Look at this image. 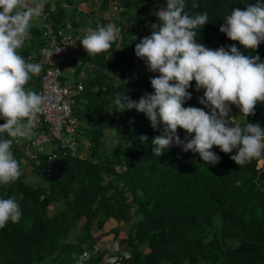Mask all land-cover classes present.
<instances>
[{"label": "trees", "instance_id": "obj_1", "mask_svg": "<svg viewBox=\"0 0 264 264\" xmlns=\"http://www.w3.org/2000/svg\"><path fill=\"white\" fill-rule=\"evenodd\" d=\"M82 1L54 0L53 9L45 6L57 28L85 30L98 21L78 9ZM112 1L102 0L100 9L108 10ZM115 1L118 9L129 13L116 24L128 21L132 26L108 52L91 56L83 49L76 53L77 71L85 72V87L77 95L74 113L79 119V141L88 143L86 157L65 156V174L48 182L41 174L51 163L49 152L39 153L29 163L25 151L33 136L13 142L12 152L22 175L8 185H0V198L15 197L22 217L18 223L9 221L0 229V264H44L80 225L83 216L86 220L78 239L89 248L95 242L91 231L94 220L99 229L109 217L128 224L124 242L137 264H264V169L257 168V161L253 158L239 166L231 159L236 150L226 154L216 146L212 151L220 161L215 165L203 161L197 152L187 160L176 159L170 149L156 156L153 139L162 134L163 124L153 129L147 116L135 109L114 114L119 112L115 105L118 94L137 102L145 93L154 94L150 80L159 73L150 71L146 61L136 56L135 46L152 34L153 30L146 27L149 21L159 27L154 12L166 7L167 0ZM185 2V12L190 16L208 13V23L195 30L198 43L212 50H228L235 45L244 55L259 54L264 62V42L254 52L220 32L226 23L224 17L233 8L246 10L257 0ZM193 2L199 7L193 8ZM139 26L144 29L138 31ZM39 34L41 31H34L36 37H28L20 49L26 60L44 66L26 86L38 94L45 70ZM140 61L143 66L138 65ZM189 92L192 99L185 101L184 107L210 112L199 102L204 92L194 91L192 86ZM230 107L235 122L258 123L264 128V104H257L255 114L247 118L237 106ZM39 119V128H44L42 114ZM109 129L117 137L112 148L106 146L104 137ZM177 133L194 138L182 128ZM54 151L60 150L55 147ZM29 169L37 171L43 182L29 181ZM53 204L57 207L52 211Z\"/></svg>", "mask_w": 264, "mask_h": 264}, {"label": "clouds", "instance_id": "obj_2", "mask_svg": "<svg viewBox=\"0 0 264 264\" xmlns=\"http://www.w3.org/2000/svg\"><path fill=\"white\" fill-rule=\"evenodd\" d=\"M44 2L0 0V118L5 120L0 124V185H8L22 175L12 145L16 139L31 138L46 102L45 96L26 87L43 66L20 54L32 21L43 14ZM185 7V0H167L166 7L154 12L159 27L154 25L152 34L135 46L136 56L146 61L150 71L159 73L150 80L154 94L145 93L138 102L118 94L117 111L135 109L144 113L153 129L163 124L162 134L153 139L156 156L173 145L182 146L184 152H197L203 161L215 165L220 161L212 151L216 146L226 154L236 150L231 159L243 166L264 156V128L258 123L235 122L230 106H237L247 118L255 114L257 104H264V62L259 54L244 55L235 45L228 50H212L198 43L195 30L208 23V13L190 16ZM192 7L199 4L193 2ZM224 19L220 32L244 48L255 52L264 42V0L247 5L246 10L235 7ZM85 32L79 41L91 56L108 52L120 38V29L111 23L89 26ZM193 81L197 91L204 90L199 102L210 112L184 107L185 101L192 99L189 88ZM178 128L194 134V138L181 140ZM141 139L146 141L147 137ZM80 148L86 154L81 143ZM21 217L15 197L0 198V229L9 221L18 223ZM117 259L113 257L111 264Z\"/></svg>", "mask_w": 264, "mask_h": 264}, {"label": "built area", "instance_id": "obj_3", "mask_svg": "<svg viewBox=\"0 0 264 264\" xmlns=\"http://www.w3.org/2000/svg\"><path fill=\"white\" fill-rule=\"evenodd\" d=\"M101 2L102 0H100ZM118 8L119 3L117 1L114 0L110 3L111 10H118ZM39 20L41 21L40 39L42 40L40 53L45 65V70L40 77L39 94L46 97L42 113L46 126L34 132L31 145L25 153L29 158V163L42 152H49L51 161L67 155L84 158L86 154L80 148L79 119L74 113V104L77 95L81 93L85 85L81 79L71 83L69 80L64 79L63 75L64 71L72 64V53L84 49L79 40L84 37L86 32L85 30L80 32L68 28H57L45 3L43 14L39 17ZM98 24L106 26L110 23L98 22L93 28ZM111 24L120 29V38L125 30L132 26V22L128 21ZM136 29L142 31L144 27L139 26ZM138 65L143 66L144 62L140 61ZM55 147L59 148L60 151H54ZM254 159L257 161V168L264 169V156ZM122 246L119 240H113L108 244V247L114 253L112 258H118L116 264H137L132 259V253L123 249ZM99 249L100 246L97 243L91 249H83L75 258L74 263L87 264L92 253L97 252ZM125 253L128 255L125 256ZM112 258L109 260V264H111Z\"/></svg>", "mask_w": 264, "mask_h": 264}, {"label": "crops", "instance_id": "obj_4", "mask_svg": "<svg viewBox=\"0 0 264 264\" xmlns=\"http://www.w3.org/2000/svg\"><path fill=\"white\" fill-rule=\"evenodd\" d=\"M54 0H45V5H48L51 9L54 8ZM100 0H85L79 3L78 9L83 12L84 14H88L94 16L96 21H100V19H104V21H100L104 23H116L114 17L110 16L111 9L108 10H101L100 9ZM69 10L70 8L67 7ZM38 19H34L31 23L30 31L33 35H29V37H36L34 35V31L40 33L41 31V21H37ZM89 21V20H88ZM38 22V23H37ZM80 27L78 29H81ZM75 31H78L74 29ZM82 30H80L81 32ZM40 38V34L38 36ZM77 51L73 52L71 55L72 64L69 68L64 71L63 78L69 80L71 83H75L77 80H83V74L85 72L81 71L78 73L77 71ZM44 67V66H43ZM81 220V219H80ZM129 230L128 224L121 220H117L113 217H109L108 220L105 222L103 228L99 229L97 227V221H93L92 225V234L94 238V244H99L100 249L97 252H93L91 255L90 261L87 264H109V260L114 255L113 250L108 247V244L111 243L113 240H119L121 245H123V249L130 251L129 245L126 244L124 237ZM93 244V245H94ZM93 247V246H92ZM83 249H91L86 247L85 245L81 244L78 239V233L76 231H71L69 235L63 240L60 245L59 250L57 253L52 256L53 260H55V264H68L70 259H74L83 251ZM148 250V248L146 249ZM100 257V261L97 260Z\"/></svg>", "mask_w": 264, "mask_h": 264}, {"label": "rangeland", "instance_id": "obj_5", "mask_svg": "<svg viewBox=\"0 0 264 264\" xmlns=\"http://www.w3.org/2000/svg\"><path fill=\"white\" fill-rule=\"evenodd\" d=\"M110 12V16L111 17H114V19L117 21V20H119V19H121V18H124V17H128V12L127 11H121L120 9H118V10H111V11H109ZM38 22H39V20H37ZM37 22V23H38ZM155 24L153 23V22H148L147 24H146V27H148L149 29H152V30H154V28H153V26H154ZM83 28H81V29H76V30H78V31H80V30H82ZM85 76V74H83V77ZM85 78V77H84ZM81 80H82V78H81ZM192 87H193V90L194 91H197L196 90V84H195V82L193 83V85H192ZM197 92H204V90L203 89H201V90H199V91H197ZM234 106V105H233ZM115 115H119L120 114V112H115L114 113ZM39 126H40V119H39V117H38V119H37V121H36V123H35V127H34V129H33V133H32V136H33V134H34V132L39 128ZM32 136H31V138H32ZM105 143H106V146L108 147V148H112L113 146H114V144L116 143V141H117V137H116V135H115V133H113V131L112 130H108V131H106V133H105ZM22 141H25L24 139H21ZM29 140V139H28ZM88 145V143L86 142V141H82L81 142V147L85 150V148H86V146ZM42 175V174H41ZM42 176H40V174L39 173H37V171H35L34 169H29V171H28V180L29 181H31V182H33V183H36V184H40V183H42L43 181H42ZM57 207V204H53V205H51L50 206V209L53 211L55 208ZM85 220H86V218L83 216L82 218H81V220H80V225L75 229V230H73V231H76L77 233H80L81 231H82V224L85 222ZM124 235H126V234H124ZM127 236H125L124 237V239L126 238ZM75 262V260L72 258V259H70V262L68 263V264H75L74 263ZM44 264H55V260H53V258L52 257H50V258H48L45 262H44ZM162 264H169V263H162Z\"/></svg>", "mask_w": 264, "mask_h": 264}, {"label": "water", "instance_id": "obj_6", "mask_svg": "<svg viewBox=\"0 0 264 264\" xmlns=\"http://www.w3.org/2000/svg\"><path fill=\"white\" fill-rule=\"evenodd\" d=\"M179 136L181 140H185L186 138L189 139L186 135ZM170 152L176 159L179 160H187L192 154V151L184 152L182 150V146L175 145L170 148ZM67 167L68 161L66 158H57L51 161L49 166L42 171V176L48 182H55L62 178L67 170Z\"/></svg>", "mask_w": 264, "mask_h": 264}]
</instances>
